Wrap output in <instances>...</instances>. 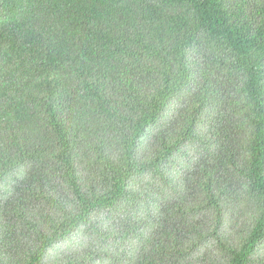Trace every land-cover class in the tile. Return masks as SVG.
Segmentation results:
<instances>
[{
	"label": "trees",
	"instance_id": "obj_1",
	"mask_svg": "<svg viewBox=\"0 0 264 264\" xmlns=\"http://www.w3.org/2000/svg\"><path fill=\"white\" fill-rule=\"evenodd\" d=\"M0 264H264V0H0Z\"/></svg>",
	"mask_w": 264,
	"mask_h": 264
}]
</instances>
